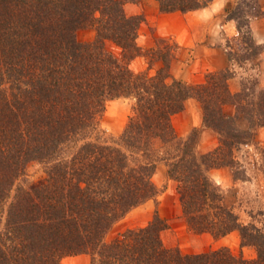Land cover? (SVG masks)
Instances as JSON below:
<instances>
[{
    "label": "trees",
    "instance_id": "obj_1",
    "mask_svg": "<svg viewBox=\"0 0 264 264\" xmlns=\"http://www.w3.org/2000/svg\"><path fill=\"white\" fill-rule=\"evenodd\" d=\"M157 1L163 13H187L214 0ZM252 1L247 15L257 16ZM125 4L0 0V264H63L83 254L91 264H264V233L241 223L209 175L236 166V151L253 140L238 127L240 118L250 128L264 126V88L243 83L233 93L231 69L208 73L196 86L175 79V49L158 40L143 50L137 39L144 18L128 16ZM230 19L255 47L250 19L241 23L237 11ZM87 28L96 29V39L80 42L78 32ZM150 53L163 67L155 75L135 72L132 62ZM120 98L134 99L132 114L123 133L107 139L101 127L107 102ZM192 98L204 125L219 135L207 153L198 151L201 128L180 137L173 124ZM230 104L233 116L225 112ZM160 161L180 183L191 231L215 239L239 231L242 247H254L256 258H239L228 247L184 255L165 244L169 226L158 212L148 226L108 241L118 222L159 195L153 178ZM32 163L44 165V179H29Z\"/></svg>",
    "mask_w": 264,
    "mask_h": 264
},
{
    "label": "rangeland",
    "instance_id": "obj_2",
    "mask_svg": "<svg viewBox=\"0 0 264 264\" xmlns=\"http://www.w3.org/2000/svg\"><path fill=\"white\" fill-rule=\"evenodd\" d=\"M124 1L126 3L125 11L128 16L132 17L142 15L144 18V22L140 26L137 39L138 45L143 50L148 52L150 49L156 48L158 40H165L162 44H170V46L175 49L174 58L171 60V73L175 79H178L175 76L176 73H181V75L186 74L185 70L189 65H191V63L189 62L191 59H196L197 55L201 56L204 54L203 49L193 47L191 49V52H189L187 58L183 60V55L185 54V52L183 51V47L180 46L176 40H173L170 37L160 36L156 32L154 27L149 25V23H146L147 21L144 12L145 9H147V6L145 4V0H141L139 3H131L126 0ZM130 4L137 5V14H134L130 10L129 6H132ZM240 4L242 5L238 10L237 7ZM252 5V0H242L236 7L229 9L228 17L230 18L231 13L237 11L241 14V19L239 21L244 24L246 23L247 18L251 19L252 17L247 15V12L249 11L248 6ZM144 23H146V25H144ZM143 25L144 28H142ZM245 30L246 29H244L243 34H239V37H237V39L229 40L226 44V47L232 61L241 65L250 61L252 67H257L256 65L258 63L256 62V60L259 55L264 52V45L256 44L254 47L252 41L245 34ZM145 35L152 37L153 41H156V45L152 48H146L143 41V36ZM96 36L97 32L94 28L82 29L78 32V39L83 43L94 41L96 39ZM160 43L161 42H159V44ZM107 44L110 51H112L116 55H120L121 50L117 46H115L111 42H108ZM161 67H163V63L157 60L156 56L153 57L151 53L149 55L136 58L131 64V68L135 72H147L150 75H155ZM231 70L236 73L235 70ZM217 71L221 70H205L203 68V64H200V71L194 72L193 74L196 79L190 82H182L189 86H196L205 82L208 73ZM243 83H245L247 86L258 83V87L264 88L259 84L256 73H251L244 79V81L242 82V88ZM133 103L134 99L132 98H120L107 102L106 112L101 121V127L105 132V136L107 139L118 138L123 133L129 122V117L132 114ZM225 112L227 115L233 116L236 114V107L232 104L227 105L225 107ZM238 127L242 130H250L253 133V140L250 144L242 145L240 149L236 151V166L224 167L227 170V185L219 184L210 175L211 173H209V175L215 182V184L219 186L221 193L224 196L226 205L234 210V212L240 218L241 223L245 225L255 224L264 233V126L250 128V125L243 118H240L238 120ZM196 128H201L198 151L200 153H207L213 150L219 143V135L214 130L209 129L204 125V119L202 125ZM193 129L191 130V132L193 131ZM161 163L166 165L167 180L157 186L159 189V195L156 199H151L142 204L141 206H139L140 209H138V211H134L136 213L134 215H131V218H135V220H142L140 222L144 224H142L143 226L137 225L134 228H142L148 226L153 220L156 212H158L160 216L167 221V224L169 226V228L162 233V238L165 244L168 247L179 248L184 255L202 254L220 249L222 247H228L239 258H243L245 260H252L256 258L257 252L254 247H242V237L239 231H234L228 236L219 239H215L208 233L197 234L191 231L186 222L180 200V183L169 176L167 164L164 161H160L158 164ZM27 175L29 179L34 182H38L44 179V177L46 176L44 165L38 163L30 164L28 167ZM170 180L174 181L172 186L169 183ZM173 196L176 197L180 203V210L178 214L176 213L175 208L172 204ZM162 198H165L166 202L164 201V199L161 200ZM162 201L165 202V204L164 207H162L161 214L160 205ZM121 233H123V231H121V225L116 224L109 233L108 241H113ZM67 258L68 257L63 259V264H67Z\"/></svg>",
    "mask_w": 264,
    "mask_h": 264
},
{
    "label": "crops",
    "instance_id": "obj_3",
    "mask_svg": "<svg viewBox=\"0 0 264 264\" xmlns=\"http://www.w3.org/2000/svg\"><path fill=\"white\" fill-rule=\"evenodd\" d=\"M242 0H214L209 6L187 13L173 12L163 13L160 10V4L157 0H145L147 9H145L146 23L155 28L156 32L162 37H170L176 40L183 47L185 54L183 60L187 58L193 47L201 48L204 54L191 59V65L185 70L186 74L176 73L179 80L192 81L196 78L194 72L200 71V64L209 71L215 70H235V76L230 79V88L233 93H238L242 89V82L251 73H256L259 84L264 87V52L257 58V67H252L250 61L243 65L238 64L230 59L226 44L229 40L239 37L240 31L236 22L228 17L229 9L236 7ZM261 14L252 16L250 19V30L253 41L257 45H264V0H256ZM132 5V4H130ZM136 6V7H135ZM130 10L137 14V5L129 6ZM144 23V25H146ZM144 25L142 28H144ZM142 31V29H141ZM146 48H152L156 45L152 37L143 36ZM200 57V58H198ZM258 73V74H257ZM203 123V110L198 100L192 98L187 101L186 109L173 117L174 127L180 137H186L193 128L200 127ZM264 129V128H263ZM262 129V130H263ZM264 131V130H263ZM211 176L221 185L228 183L226 168L214 169L210 172ZM155 184L164 183L167 180V168L164 164H158L156 173L153 178ZM173 180L169 183L173 184ZM166 200L162 198L161 200ZM166 202V201H165ZM165 202L160 205L162 207ZM173 207L176 213H179V200L173 196ZM139 208L133 210L129 215L121 220V231L128 228H134L137 225L143 226L140 221L131 218ZM137 215V214H136ZM143 224V225H142ZM67 264H91L89 255L83 254L70 256L67 258Z\"/></svg>",
    "mask_w": 264,
    "mask_h": 264
}]
</instances>
